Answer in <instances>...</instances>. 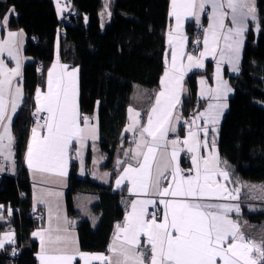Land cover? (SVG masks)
Listing matches in <instances>:
<instances>
[{"label":"trees","instance_id":"obj_1","mask_svg":"<svg viewBox=\"0 0 264 264\" xmlns=\"http://www.w3.org/2000/svg\"><path fill=\"white\" fill-rule=\"evenodd\" d=\"M80 14L66 23L59 18L54 0H0L2 22L12 10L11 28L27 33L24 68L26 97L15 117L17 171L5 174L0 182V235L8 229L15 241L0 247V264H38L39 241L33 232L43 221L33 216L32 181L25 164L30 137L34 98L44 85L48 66L54 61L60 35V52L70 64H90L98 71L97 82L84 76L81 85V108L88 114L101 102L103 135L101 149L104 166L117 174L115 161L127 121L129 89L139 85L151 91L160 86L166 68L167 33L171 24L170 0H114L111 23L104 28L100 14L78 7ZM258 20L247 32L239 75H231L235 89L220 129L219 151L231 170V183L264 181V0H258ZM206 74L213 81L210 62L205 72H195L188 79L192 95L184 99L187 115L197 104L198 76ZM131 92V93H132ZM201 106L202 101H199ZM128 138V136H125ZM90 191L100 195L93 211L99 214L94 224L82 218L77 225L80 245L86 251L108 248L117 222L124 219L127 207L112 184H103L90 175L82 176L77 163L71 166L66 193L68 212L79 216L75 194ZM250 218L264 219V212H251ZM263 217V218H261Z\"/></svg>","mask_w":264,"mask_h":264},{"label":"snow or ice","instance_id":"obj_2","mask_svg":"<svg viewBox=\"0 0 264 264\" xmlns=\"http://www.w3.org/2000/svg\"><path fill=\"white\" fill-rule=\"evenodd\" d=\"M205 4H211V23L205 30L204 51L199 54V58L192 55L187 56L188 69L192 67H203V57L214 55L220 40L224 46L220 48V59H227L229 63L235 64L239 60L240 48L243 44V34L246 27V18L253 15L254 7L248 4V0H172V16L176 18V32L180 33L181 22L184 17L193 16L198 21L199 13L204 11ZM225 6L231 9V22L234 28H228L225 31V17L228 13L224 10ZM247 8V11L244 9ZM253 19H255L253 15ZM15 33H9L10 37ZM186 39L182 35L173 37L169 34V43L174 40L181 43ZM0 50H3V44H0ZM9 51V55H11ZM177 50L175 45L172 51L171 69L166 70L161 79L162 90L156 97V103L148 115L147 126L143 127L140 133L141 139L137 142L136 156H143V162L138 168L129 165L124 169L123 175L116 181L119 186L125 179L129 180L132 188L129 190L134 193L148 194L155 184L156 192L161 197L159 203L163 205V217L160 222L157 220V213H152L151 219H146L149 215L148 205H155L156 201L152 199L134 200L131 203L132 211L126 217L125 225L121 228L117 226L116 240L121 241L119 248L110 246V251L122 257L116 261V264H145V253L139 252L140 237L144 235L147 238V245L150 246L151 253L148 264H264V241L257 244L246 240L240 231L237 222L229 218L228 214L235 210L240 211L238 205L232 204H213L205 202L206 198L213 196L225 197L227 199H237L232 192L228 191L224 184L216 182V175L222 176L225 180L229 174L226 171L213 169L210 165L218 163V157L211 154L204 158L203 172L201 170V158L198 155L192 157L193 170H189V175H181L178 163L173 166L177 158L175 147L163 169L158 166V174L153 178L152 168L156 163L157 151L164 141L168 123L172 116V110L179 103V92L185 66H177ZM183 56V51L179 53ZM3 62L0 61V68ZM55 67V66H54ZM14 75H19V62L17 68L12 70ZM2 74V73H0ZM75 71L67 73L69 79L65 81L63 77H58L53 81L52 73H49L48 91L41 96L38 94L40 107L37 111H46L48 116L44 127L46 135L39 137L37 130L33 128V141L28 146V166L39 172L52 173L59 177L67 176L68 167V147L73 140L83 142L88 134L95 132L94 128H89L87 117L83 118L84 127L80 125V117L76 102ZM217 87L208 89V92H214L216 98L226 94L230 89L219 78V61L217 66ZM5 80H0V122L5 119L8 103L3 95ZM10 84V80L7 81ZM203 84L204 82L201 81ZM20 93V89H16ZM206 94L202 90L201 95ZM12 112L18 107L15 100L12 102ZM226 107L225 104H210L205 123L215 124L218 120L219 111ZM131 111V110H130ZM139 116V113H136ZM9 124L11 117H8ZM135 121L133 127L138 124ZM205 133L207 128L204 129ZM5 132L9 133L11 141L10 128L5 126ZM145 134L151 137V141L144 139ZM193 143L189 145V140L185 139L183 143L189 145L190 152L199 151V141L195 139V133H189ZM3 135H0V141H3ZM93 139L95 136L93 135ZM179 141H172L175 146ZM207 141H205V146ZM141 147L146 151L141 152ZM214 147V142H213ZM171 167L172 181L167 187L160 188L161 178L167 179L164 172ZM239 189H235L238 194ZM33 235L41 237L42 251L44 249V235L37 232ZM49 243H57L62 238L57 236L55 240L51 239ZM11 239V236H8ZM229 239L231 242L229 243ZM0 247H3V241H0ZM81 257L85 254L79 253ZM74 255H42L41 264H71ZM90 260H100L105 264H112L110 257L95 255L87 257L86 264Z\"/></svg>","mask_w":264,"mask_h":264},{"label":"crops","instance_id":"obj_3","mask_svg":"<svg viewBox=\"0 0 264 264\" xmlns=\"http://www.w3.org/2000/svg\"><path fill=\"white\" fill-rule=\"evenodd\" d=\"M64 2L61 9H58L57 1L54 0L57 8V12L59 18L61 20H65L69 11L74 9V5L76 7H82L89 10L97 11L102 19V14L104 9L102 8L105 5L104 0H59ZM248 4L254 7V17L253 15H249L246 18V27L243 34V44L240 48L239 60L243 57L241 54L244 53L247 32L251 26V23L257 22L258 20V0H248ZM112 7V4H111ZM228 15L225 17V31L228 28H234L235 25L231 22V9H228L225 6L224 9ZM247 11V8L244 9ZM15 11L12 10V14ZM172 12V0H170V13ZM10 15L6 16V18L2 22V29L0 31V44H3V50H0V61L3 62L2 68H0V80H5L3 95L5 100L8 103L5 119L0 122V135H3V141H0V182L5 176L6 172L10 170L12 174L17 171V159H16V136L14 133L13 123L16 115L20 111L25 97V86H24V68L28 61V57L25 53V45L27 41V33L22 28H11L9 25ZM211 13L212 7L211 4H205L204 11L199 13V20L197 21L195 17L188 16L184 17L181 22V30L180 33L176 32V18L170 14L171 24L167 33V51H166V70L171 69L172 65V51L173 46L175 45L177 50V66L179 67L181 64L185 66L183 79L181 81V88L179 92V103L176 104L175 108L172 110L171 119L167 125L168 131L164 141L162 142L160 148L157 151L156 163L153 164L152 174L153 178L158 174V166L163 169L165 163L168 162L173 148L177 151L178 155L176 161L172 162L173 166L178 163L179 168L182 170L187 167L193 170L192 174H194V166L192 163V157L194 155H198L201 158V170L203 172V159L210 157L211 154H215L218 157V163H214L210 165L213 169L218 168L219 171H226L229 176L228 179L225 180L222 176L216 175L214 179L219 184H224L228 191L232 192L234 196H238L237 199H227L225 197L213 196L210 198H206L205 202L213 203V204H232L238 205L240 211L237 213L235 210L228 214L229 218L233 221L237 222L241 233L244 235L246 240L253 241L259 244V226L258 221L256 219L250 218L248 215L251 212H257L260 210H264V208H257L258 206V198L257 192H250L249 195L244 194L243 190H241L242 181L237 182L236 184L231 183V170L227 162L221 157L219 151V138H220V129L222 122L225 118L226 113L229 109V99L233 94L232 85L230 84L227 75L225 74V82L227 88L230 91H227L226 94L221 95L219 99L216 98L214 92H208V89H214L215 84L217 83L216 71L213 70V81H210L206 74H200L198 76V89L196 94V106L190 110V112L186 115L184 111V99L186 96L192 95V90L189 86L188 79L191 74L195 72H205L208 68L209 63L214 62V68H216L215 61L220 58L219 50L224 46V42L221 39L219 45L217 46L216 53L214 55H208L203 57V67H192L188 69L186 66L188 65L187 56L192 55L196 58H199V54L204 51V36L205 30L208 28L209 23H211ZM112 19V12H111ZM204 21L206 23V29L202 36L197 37V32L193 27V24H197L199 22ZM9 33H15L16 35L13 37L9 36ZM172 34L173 37H177L182 35L186 37L182 41V49L181 43L174 40L173 44L169 43V34ZM201 41L202 50L200 53H193L191 50L192 45L195 42ZM61 42V41H60ZM57 44V42H56ZM183 51V56H180V51ZM9 51H11V55H9ZM17 62H19V75H14L13 71L17 68ZM221 63H225V68L228 73H231L233 64L229 63L227 59L221 60ZM239 63L235 64L234 68H237ZM55 66V67H54ZM75 71L76 75L74 77L75 86H76V102L78 106V113L80 117V125L84 127L83 116L88 118L89 128H94L95 132L93 134H88L87 139L83 140V142L78 140H73L72 143L68 147V167H67V176L59 177L52 173L39 172L34 168H30L28 166V146L33 141V128L37 130L38 138L46 135V127L39 122L34 123L30 128V137L26 149L25 154V164L29 170L30 178L32 181V201H33V209L34 211H42L44 214V219L40 223V225L34 230V233L40 232L44 235V249L42 251L41 247V237L34 235L39 241V250L37 253L38 264H41V256L42 255H74V259L71 264H86L87 257L95 256V255H103L106 257H110L112 260V264H116L118 259L122 260V257H118L110 251V246H115L119 248L121 246V241L123 238V233H121V241L116 240L117 235V226L119 225L121 228L125 225L126 217L132 211L131 203L134 200H145L152 199L155 200V205H160L162 208V214L157 219L158 222L162 220L163 217V205L159 203L161 197L156 192L155 184L150 189L148 194L143 193H134L129 189L132 188V184L129 180L125 179L119 186L116 181L123 175L124 169L131 165L133 168H138L139 164L143 162V156H136L137 150V142L141 139L140 133L143 127L147 126L148 115L151 112L152 107L156 103V97L158 93L162 90L161 80L160 86L151 91L148 88L141 87L137 85L133 92L131 89L127 90L128 95L131 96L130 103L128 104L127 111V121L124 127L120 147H122L120 154L118 155V160L115 161V167L117 169V174L114 176L112 170L106 168L104 166L106 156L103 154L101 149V141L103 135V125L101 122V115L103 113V109L101 107V102L98 100L96 105V110L88 114L82 111L81 108V85H82V77L83 73L87 79H90L92 82H97L98 71L97 69L90 65H80V64H70L64 61L61 57L60 45L59 49L56 45V53L54 61L48 66L46 71L45 83L42 86H39L35 98L34 105L36 110L40 107V103L38 102V94L41 96V99L44 94L48 91V80L49 73H52L53 81H55L58 77H63L65 81L69 79L67 73ZM164 71V73H165ZM164 73L162 77H164ZM238 73V72H235ZM161 77V79H162ZM10 80V84L7 81ZM221 80V79H220ZM201 81L204 83L202 84ZM222 81V80H221ZM19 88L21 91L17 93L16 89ZM202 90L205 91L206 94L201 95ZM132 92V93H131ZM15 100L18 107L16 111L12 112V102ZM203 105L201 106V103ZM210 104H225L222 110L219 111L218 120L215 124L205 123L206 116H201V113L207 114L209 112ZM131 110V111H130ZM38 112H46V111H38ZM139 113V116L136 115ZM11 117V121L9 124L8 117ZM187 116L191 117L193 122V129H186L184 127ZM135 121H139L138 124L133 127ZM9 126L10 128V136L11 141H9V133L5 132V126ZM207 128V132L205 133L204 129ZM195 133V139L199 141L200 147L198 153L190 152L188 150L189 145L193 143L192 138L189 133ZM93 135L95 139H93ZM128 136V138H125ZM144 139L146 141H151V137L145 134ZM185 139L189 140V145H185L183 141ZM179 141L175 146H173L172 141ZM205 141H207V145L205 146ZM214 142V147H213ZM141 152L146 151V148L141 147ZM73 163H77L79 171L83 172L86 176V172L90 171V176L103 183V184H112L114 192L120 193L123 197V201L127 207L126 214L124 219L117 222L112 236L110 238V242L108 248L103 251H86L81 248L80 245V237L77 229V225L82 218H89L94 224L98 222L99 214L93 211L94 204L99 200L100 195L90 191H78L75 194V203L76 207L82 209L81 215L72 216L68 212L67 207V199L66 193L69 187V176L71 171V166ZM171 167L164 172V175L167 179L161 178L160 188L163 189L167 187L168 184L172 181L171 175ZM239 189V193L235 192V189ZM155 205H148L147 211L153 208ZM1 217V216H0ZM7 218L3 216V219ZM1 219V220H3ZM146 219H151L149 216ZM13 230V229H11ZM6 232V231H5ZM51 239L55 240L57 236L62 239L57 243H49L50 235ZM15 239H13V242ZM231 242V239L228 241ZM150 246L147 245V238L144 235L140 237V244L138 249L139 252L145 253V264H148L151 253L149 251ZM79 253L85 254L84 257H81ZM88 264H105L100 260H90ZM219 264V261H218Z\"/></svg>","mask_w":264,"mask_h":264},{"label":"rangeland","instance_id":"obj_4","mask_svg":"<svg viewBox=\"0 0 264 264\" xmlns=\"http://www.w3.org/2000/svg\"><path fill=\"white\" fill-rule=\"evenodd\" d=\"M56 1H57L58 9H61V6L64 5L63 4L64 2H61L59 0H56ZM104 2H105V5L102 7L104 9V12L102 14V25H103L104 28H106L111 23V12H112L111 4L114 2V0H104ZM75 7H76V5H74V8ZM195 25L196 24H193L194 28H195ZM56 45H57V47L59 49L60 35H58V39H57V44ZM243 54H241V55L243 56ZM242 59H243V57H241V60L238 61V63H239L238 65H240V66H237V68L233 67L232 70H231L232 72L229 73V74H231V75H239V73L241 72ZM218 61H219V78L223 82H225V74L227 75V70L225 68V63H221V59L219 58L218 60L215 61L216 68H214V62L211 61L212 67H213V70L215 69L216 77H217ZM235 72H238V73H235ZM227 77H228V80H229L230 84L232 85V83L230 81V76L227 75ZM217 83H218V81H217ZM217 83L215 84V88L217 87ZM232 89L234 90L233 91V94H234L235 89H234L233 85H232ZM35 110H36V108H35ZM187 118H188V116H187ZM121 149H122V147L119 146V150L120 151H121ZM119 154H120V152H118V155ZM116 159L118 160V156H117ZM105 162H106V160H105ZM79 173H80V175H84V173L82 171L81 172L79 171ZM85 174H86V176H88L90 174V171L88 170ZM242 182L243 183L241 184V190H243L244 194L246 193L247 195H249L250 192H255L256 191L257 192V196L256 197H259L258 198V202H257L258 203L257 208H264V181H242ZM77 210L80 211V212L82 211L80 206H79V208H77ZM34 212H38V211H34ZM259 212H264V210H260ZM0 216H1L0 217V221H1V219H3V216H5V215L0 213ZM261 218H263V217H261ZM255 223H258V226H259V230H260V232H259L260 233L259 234V243H261L262 241H264V219H260L258 221H255ZM9 235L11 236V239H8ZM15 238H16V233H15L14 230H11V229H8L6 232H3L0 235V241H3V246H5V245H7L9 243H12L13 239H15Z\"/></svg>","mask_w":264,"mask_h":264},{"label":"built area","instance_id":"obj_5","mask_svg":"<svg viewBox=\"0 0 264 264\" xmlns=\"http://www.w3.org/2000/svg\"><path fill=\"white\" fill-rule=\"evenodd\" d=\"M80 14V10L78 7H75L74 9H72L68 15L66 16V19H65V22L66 23H69L73 20V16H77ZM206 29V23L204 21L202 22H199L195 25V30L197 32V37L200 38V36H202V34L204 33V30ZM191 50L193 53H200L201 50H202V44H201V41H198V42H195L192 47H191ZM47 112H37L36 110L33 111V116H32V120H33V123H36V122H40L42 125H45V122H46V119H47ZM85 116H83L84 118ZM184 127L186 129H193V122H192V119L191 117L188 116V118H186V121H185V124H184ZM189 168L185 167L183 170H182V175L183 176H187L189 175ZM7 174H12V172L10 170H8L6 172ZM157 213V219L161 216L162 214V208L160 205H155L153 208H151L148 212V216L151 218V215L152 213ZM33 216L35 217L36 220L38 221H41L44 219V214L42 213V211H38V212H34L33 211Z\"/></svg>","mask_w":264,"mask_h":264}]
</instances>
